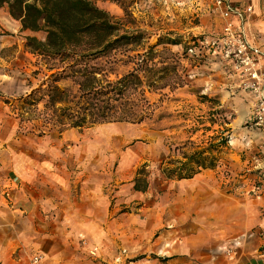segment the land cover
Wrapping results in <instances>:
<instances>
[{"label":"rangeland","instance_id":"1","mask_svg":"<svg viewBox=\"0 0 264 264\" xmlns=\"http://www.w3.org/2000/svg\"><path fill=\"white\" fill-rule=\"evenodd\" d=\"M91 1L113 16L123 17L122 8L113 0ZM119 1L132 13L136 24L147 32L151 43L159 36L176 38L180 42L167 47L177 54L181 73H190V76H184L183 86L148 94L149 100L154 103V111L141 124L123 122L117 133L127 134L129 141L124 146L129 149L124 154H117L109 170L100 161L87 167L92 171V179L113 185L132 181L137 170L143 168L138 187L143 189L148 182L147 200L150 206L154 207L157 200L164 203L166 224L140 241H131L132 250L125 256L124 262L137 264L136 261L141 260L138 264H169L172 257H178L179 260L173 264H239L243 260L241 241L244 239L240 233L241 220L251 212L252 200L262 193L264 187V171L257 168L255 162L261 155L259 142L264 141V136L259 135L256 128L244 124L237 127L225 125L224 120L231 119L230 108L224 113H220L219 109L211 110L215 97H209L204 91L209 80L199 68L196 56L188 50L204 35L194 33L193 29L200 24V17L193 12L197 0ZM26 36L43 39L44 33L22 31L20 23L9 16L6 7L0 8V111L3 115L0 122V151L3 152L0 176L6 178L10 177L9 174L13 175L8 170V160L20 149H35L42 157L47 153L52 160H59L58 148L63 152L74 145L71 137L59 141L61 135L57 132L39 136L38 131L32 129L34 122L30 108L20 107L21 97L41 85L48 74L40 58L25 47ZM127 70L128 67L121 63L115 66L116 74L121 75ZM110 76L114 78L115 75ZM70 84V80L59 82L61 87ZM180 100L182 105L177 103ZM42 105L40 102L38 108L42 109ZM180 119V123H173ZM173 127H180L182 134L173 133ZM227 128H230V132L225 150L219 140L227 135ZM94 130L88 132L93 133ZM187 132L192 133L193 139L182 141L181 136ZM210 143L219 145L213 150L219 169L216 174L210 173L205 177L206 182L211 184V197L210 203H204L203 194L207 195V191L193 196L194 190L189 185L165 179L160 164L167 157L182 159L183 152H192ZM95 145L106 147L108 144L99 138ZM230 149L239 156H231ZM121 160H124V164ZM98 166L106 170L101 168L97 171ZM67 168L68 172L74 173L80 169L70 154ZM191 223L199 230L195 237L186 233ZM204 227H207V233L203 232ZM189 237L195 239L194 243L190 242L191 250L186 246L183 252L170 256L172 245H187L186 239ZM258 258L250 257V260L261 264Z\"/></svg>","mask_w":264,"mask_h":264},{"label":"crops","instance_id":"2","mask_svg":"<svg viewBox=\"0 0 264 264\" xmlns=\"http://www.w3.org/2000/svg\"><path fill=\"white\" fill-rule=\"evenodd\" d=\"M214 1L197 0L195 3L193 12L200 17V24L195 25L194 33H216L226 20L231 19L235 25L243 26L247 37L264 50V0H223L231 6L237 2L242 6L251 3L253 14L247 22L240 19L238 10H232L226 16L210 12V8L215 6ZM199 68L209 80L204 91L216 100L211 110L230 108L232 118L229 123L224 122L225 125L237 127L244 124L249 127L247 119L252 112L254 99L238 87V79L228 74L222 62L212 56ZM177 103L183 104L181 100ZM2 116L0 111V122ZM121 125L123 122L103 123L62 132L59 141L71 137L74 145L63 152L58 148L59 160H52L47 153L42 157L35 149H20L13 153L11 160H8V170L13 175L9 174V178L0 176V264H32V257L36 254L42 255L40 264H127L124 259L132 250L131 241L141 240L166 224L164 203L155 201V208L148 203V182L145 189H135L134 178L120 185L91 178L92 171L87 169L89 165L100 161L109 170L117 154L128 151L129 148L124 146L129 141L127 134L117 133ZM92 129L96 130L88 132ZM172 131L177 135L182 134L180 127H173ZM258 131L259 135L264 136V131ZM181 137L182 141L193 139L191 132ZM99 138L108 145H95ZM259 147L261 155L255 162L257 168L264 171V141L259 142ZM230 152L231 156H239L233 149ZM2 154L0 151V169ZM69 154L80 166L79 172L67 171ZM121 163L124 164V160ZM101 168L106 170L101 166L96 170ZM218 169L219 165L213 169H203L191 178L168 180L189 185L194 190L193 196L207 191L203 199L204 203H210L211 184L206 182L205 177L210 173L216 174ZM251 204V212L241 220L240 233L244 239L241 241L243 260L239 264H255L250 257H259L257 261L264 264V187ZM190 225L192 228L189 227L186 233L195 237L199 230L194 223ZM206 229L204 227V233H207ZM194 241L189 237L186 239L187 245H172L170 256L183 252L186 246L191 250L190 242ZM177 259L172 257L169 264L177 262ZM136 262L138 264L141 260Z\"/></svg>","mask_w":264,"mask_h":264},{"label":"trees","instance_id":"3","mask_svg":"<svg viewBox=\"0 0 264 264\" xmlns=\"http://www.w3.org/2000/svg\"><path fill=\"white\" fill-rule=\"evenodd\" d=\"M113 1L122 8L123 17L113 16L91 0H0V8L6 7L22 31L44 33L43 39L26 36L25 47L40 58L48 74L41 85L21 97L20 104L30 108L32 129L39 136L103 123H141L154 111L148 93L174 90L185 84V75L190 76L186 70L181 73L177 54L167 47L179 44L176 38L159 36L151 43L127 7ZM119 63L128 67L121 75L115 73ZM61 80H70V86L61 87ZM226 132L219 140L223 147L230 128ZM217 146L210 143L183 152L182 159L167 157L160 164L162 175L180 180L215 168ZM142 170H137L135 189H140Z\"/></svg>","mask_w":264,"mask_h":264},{"label":"built area","instance_id":"4","mask_svg":"<svg viewBox=\"0 0 264 264\" xmlns=\"http://www.w3.org/2000/svg\"><path fill=\"white\" fill-rule=\"evenodd\" d=\"M214 2L210 12L218 15L226 16L232 10H238L240 19L247 22L253 14L251 3L242 6L237 2L231 6L223 0ZM188 50L196 56L199 66L212 56L222 62L228 74L238 79V87L254 99L247 124L264 131V50L247 37L243 26L228 19L218 32L204 34ZM41 260L42 255L36 254L31 261L40 264Z\"/></svg>","mask_w":264,"mask_h":264}]
</instances>
